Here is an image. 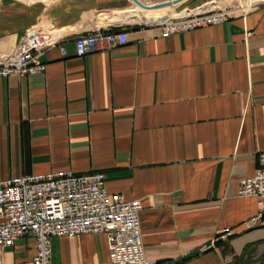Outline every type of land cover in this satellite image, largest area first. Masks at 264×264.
<instances>
[{
	"label": "crops",
	"instance_id": "crops-1",
	"mask_svg": "<svg viewBox=\"0 0 264 264\" xmlns=\"http://www.w3.org/2000/svg\"><path fill=\"white\" fill-rule=\"evenodd\" d=\"M167 1L174 3L161 8L169 15L210 1L235 5ZM137 7L133 0H0V54L34 26L60 39L41 57L44 72L0 78V181L104 172L111 193L141 201L146 255L157 264H244L264 250V226L243 227L259 212L257 199L238 195L264 152V3L170 36L130 16ZM106 27L126 30L128 43L78 57L75 37ZM226 228L235 233L228 241L201 251ZM92 237L105 240L98 261L109 259L104 234L62 237L67 264L96 263L87 261ZM35 251V238L22 237L4 264H24Z\"/></svg>",
	"mask_w": 264,
	"mask_h": 264
},
{
	"label": "built area",
	"instance_id": "built-area-1",
	"mask_svg": "<svg viewBox=\"0 0 264 264\" xmlns=\"http://www.w3.org/2000/svg\"><path fill=\"white\" fill-rule=\"evenodd\" d=\"M141 1L147 5L164 2ZM256 3H264V0L241 2L227 8L211 2L194 9L186 8L180 12L184 13L182 15L175 13L148 23L170 36L222 24L237 14H246ZM74 41L77 56L85 57L97 52L100 44L107 48L124 46L128 43V33L112 27L95 28L79 34ZM59 43L53 30L40 26L30 28L12 51L0 54V78H21L44 72L47 65L42 55ZM60 48L65 55L64 47ZM238 195L256 198L259 205V212L243 222L244 229L264 226V152L258 156L254 176L240 180ZM142 208L140 200H128L123 194L111 193L104 172L61 171L0 181V264H4L6 249L22 237L36 240L35 255L24 264H55L53 238L96 234L106 236L109 259L83 264H157L146 255L140 221ZM234 234L232 229H224L211 246H204L201 251L228 241Z\"/></svg>",
	"mask_w": 264,
	"mask_h": 264
},
{
	"label": "rangeland",
	"instance_id": "rangeland-1",
	"mask_svg": "<svg viewBox=\"0 0 264 264\" xmlns=\"http://www.w3.org/2000/svg\"><path fill=\"white\" fill-rule=\"evenodd\" d=\"M163 1L165 2V0H163ZM248 1L254 2L256 0H233L232 2L235 5H237V4L240 5L241 2L246 4V2H248ZM208 3L210 4L211 1L208 2ZM205 4H207V3H205ZM197 7H199V6H197ZM194 8H196V7H194ZM194 8H189V9H194ZM161 9H163V8H158V9L156 8V10H161ZM183 10L184 9L179 10L177 13H180ZM159 13L160 14H169V13L166 12V9H165V11H160ZM56 238L57 239L52 241V259H53V263H55V264H67V262L72 257L70 255V253H69L70 251L68 250V244L62 238H60V237H56ZM91 245H92V249H93V255L91 256L90 260L88 259L87 261L99 263L100 261H98L97 256L100 255L103 258L105 257V248H104L105 240H103L102 238L98 239L96 237H92L91 238ZM80 263H84V262L82 261ZM244 264H264V250H262L261 252L260 251L253 252L246 259Z\"/></svg>",
	"mask_w": 264,
	"mask_h": 264
},
{
	"label": "bare ground",
	"instance_id": "bare-ground-1",
	"mask_svg": "<svg viewBox=\"0 0 264 264\" xmlns=\"http://www.w3.org/2000/svg\"><path fill=\"white\" fill-rule=\"evenodd\" d=\"M256 1H259V0H256ZM160 11H165V9L156 10V8H154V9H143L141 7H137L136 10H130V16L137 17L139 20H142L145 22L155 21L159 18H165V16H169V14H160L159 13ZM182 14H184V13H181V14L179 13V15H182Z\"/></svg>",
	"mask_w": 264,
	"mask_h": 264
},
{
	"label": "water",
	"instance_id": "water-1",
	"mask_svg": "<svg viewBox=\"0 0 264 264\" xmlns=\"http://www.w3.org/2000/svg\"><path fill=\"white\" fill-rule=\"evenodd\" d=\"M177 1V0H176ZM133 2L143 8V9H154V8H161V7H165V6H169L171 5L172 3H174L173 1H165V2H161V3H158V4H155V5H147V4H144L141 0H133Z\"/></svg>",
	"mask_w": 264,
	"mask_h": 264
}]
</instances>
